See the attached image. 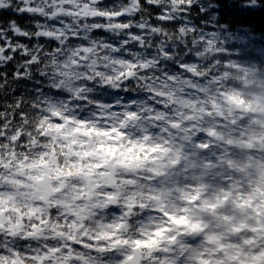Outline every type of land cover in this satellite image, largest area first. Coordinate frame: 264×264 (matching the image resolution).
Returning <instances> with one entry per match:
<instances>
[{"label": "clouds", "instance_id": "clouds-1", "mask_svg": "<svg viewBox=\"0 0 264 264\" xmlns=\"http://www.w3.org/2000/svg\"><path fill=\"white\" fill-rule=\"evenodd\" d=\"M3 4L0 167L47 192L3 214L0 264H264V44L204 0Z\"/></svg>", "mask_w": 264, "mask_h": 264}, {"label": "snow or ice", "instance_id": "snow-or-ice-1", "mask_svg": "<svg viewBox=\"0 0 264 264\" xmlns=\"http://www.w3.org/2000/svg\"><path fill=\"white\" fill-rule=\"evenodd\" d=\"M26 0H19V7L15 8L12 11V15H15L18 20L21 22H24L25 20H28L31 18V9L28 7H25ZM205 7L207 8V12L204 14V18H215L212 16L213 13H215L216 3L215 0H204ZM4 4L3 0H0V13H2ZM189 8H193L192 5H189ZM202 9L201 7L197 6L193 8V15H200ZM4 16V15H0ZM205 29L208 31L213 30L210 25L205 24ZM11 31V30H10ZM203 34V33H202ZM21 36L24 39H29V37L23 36V33H21ZM125 41H134V43H125V48L131 49L132 51H135L137 47L140 46V41L138 39H135L134 34H130L129 36H126L124 38ZM0 43H10V40L8 39V33L0 31ZM161 45H163L164 42H160ZM170 49L165 48L164 51L168 52ZM160 49H149V54H155V52H159ZM8 52L13 54V58H15L16 55H19L18 52H14L13 49L9 48ZM182 63L176 65V69L181 70L182 69ZM8 71H4V69L0 68V82H3L8 75L15 73L16 77L18 79L22 78L20 76V73L16 72V69L12 67L11 64L7 66ZM21 72L24 70L21 69ZM165 71H167V68H165ZM83 123V122H82ZM58 125H60V122H58ZM62 126V125H61ZM76 131H80V129H77ZM0 139H3L0 137ZM23 139V137L21 138ZM23 147V145H21ZM155 151V149H153ZM43 163V162H41ZM34 167L38 165H33ZM68 175H71V172L68 173ZM59 191V189H56ZM47 192V188L43 185H37L35 183L32 184H21L19 182V173H13L8 172L4 173V170L2 167H0V222L3 221V214L8 211H15L23 217V212L20 208L15 207V201L20 200L24 203L25 206H28L31 203L30 198L36 197L37 195H44ZM177 223H187L185 220L177 221ZM200 227L199 224H193L192 229L195 231ZM105 251L107 249H104Z\"/></svg>", "mask_w": 264, "mask_h": 264}, {"label": "trees", "instance_id": "trees-1", "mask_svg": "<svg viewBox=\"0 0 264 264\" xmlns=\"http://www.w3.org/2000/svg\"><path fill=\"white\" fill-rule=\"evenodd\" d=\"M219 7L215 8V13H218V23H227L229 17L232 18V34L229 36L230 42L233 45H244L251 48H259V45L264 44V19L259 13L251 14L242 12L235 5H229L226 0H218ZM5 19V16H0V22ZM21 22V21H20ZM23 23V22H21ZM251 25V30L237 29L236 24ZM260 33L261 35H254Z\"/></svg>", "mask_w": 264, "mask_h": 264}]
</instances>
